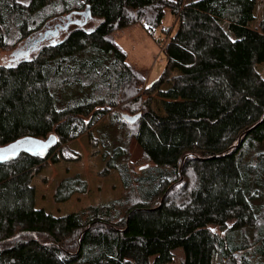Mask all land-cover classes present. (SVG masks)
I'll return each mask as SVG.
<instances>
[{
  "label": "trees",
  "instance_id": "16d2710c",
  "mask_svg": "<svg viewBox=\"0 0 264 264\" xmlns=\"http://www.w3.org/2000/svg\"><path fill=\"white\" fill-rule=\"evenodd\" d=\"M255 7L0 0V264H170L177 249L184 264H264V18L251 28ZM168 11L176 30L148 86L114 38L134 25L153 34ZM73 15L100 23L19 50ZM12 53L17 60L5 63ZM156 93L163 116L152 107ZM105 117L111 124L97 140L92 130ZM85 134L104 147L103 174L117 171L122 197L63 217L36 209L32 180L50 164L79 162L68 144ZM87 187L67 177L55 201Z\"/></svg>",
  "mask_w": 264,
  "mask_h": 264
},
{
  "label": "rangeland",
  "instance_id": "374dc122",
  "mask_svg": "<svg viewBox=\"0 0 264 264\" xmlns=\"http://www.w3.org/2000/svg\"><path fill=\"white\" fill-rule=\"evenodd\" d=\"M186 1L190 2L191 0ZM254 14L256 19L250 26L251 28H258L260 21L264 18V0H256ZM71 21L79 22L80 24H70L69 22ZM99 23V19H93L87 15H73L69 19L58 20L56 23H50L49 27L44 29V32L46 30H56V26H58L60 31L57 35H51L48 39L45 38L35 46H29L31 43L34 44V39H41L36 36L33 41L25 45V48L19 50L29 49L32 52L47 41L53 42L64 39L69 31L77 27L93 30ZM175 24V18L168 11L163 19L162 27L153 34L141 25H134L124 29L114 38L115 42L127 52L129 62L145 73V84L148 86L156 81L164 71L166 64L164 48L169 38L167 32L170 30L174 32L176 30ZM217 26L223 34L228 33L226 23H218ZM17 54H5L3 61L8 64L13 63L17 60ZM257 70L264 79V63L258 65ZM171 86L172 84H165L162 86L161 91H167ZM152 96L153 109L157 114L163 116V98L159 93ZM147 97L146 94H143L145 100ZM110 124L109 117L103 118L92 130L94 138L99 140L100 129L108 127ZM68 146L82 156L81 160L75 163L62 161L58 164H50L32 180L31 186L36 191V209H42L54 217H63L122 197L124 190L117 171L112 170L108 175L103 174L106 168V159L104 158L105 149L102 145L93 146L90 143L89 135L85 134L79 139L70 142ZM131 152V160L138 162L142 153L136 147V144L131 147ZM75 175H80L87 182V192L84 194L76 193L66 202H56L54 195L59 183L63 179ZM173 255V262L170 264H184L185 255L182 249L175 250ZM150 262H154V257L150 259ZM216 262L221 264L219 261Z\"/></svg>",
  "mask_w": 264,
  "mask_h": 264
},
{
  "label": "flooded vegetation",
  "instance_id": "af4514ba",
  "mask_svg": "<svg viewBox=\"0 0 264 264\" xmlns=\"http://www.w3.org/2000/svg\"><path fill=\"white\" fill-rule=\"evenodd\" d=\"M69 23H70V24H71V23H75V24H77V25L80 24L79 22H74V21H71V22H69ZM69 23H68V24H69ZM50 31H52V32H51V33H48V32H47V33L45 34L44 37H45L46 39H48V38H49L51 35H53L54 33H57V34H58L60 30H59V27L56 26V30L54 29V30H50Z\"/></svg>",
  "mask_w": 264,
  "mask_h": 264
}]
</instances>
